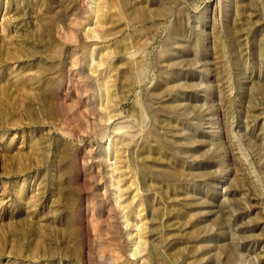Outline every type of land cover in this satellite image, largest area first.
I'll list each match as a JSON object with an SVG mask.
<instances>
[{
  "label": "rangeland",
  "instance_id": "1",
  "mask_svg": "<svg viewBox=\"0 0 264 264\" xmlns=\"http://www.w3.org/2000/svg\"><path fill=\"white\" fill-rule=\"evenodd\" d=\"M0 264H264V0H0Z\"/></svg>",
  "mask_w": 264,
  "mask_h": 264
}]
</instances>
